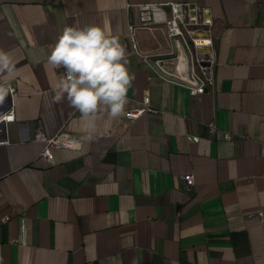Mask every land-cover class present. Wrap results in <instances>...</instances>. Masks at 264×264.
Instances as JSON below:
<instances>
[{"label":"crops","instance_id":"1","mask_svg":"<svg viewBox=\"0 0 264 264\" xmlns=\"http://www.w3.org/2000/svg\"><path fill=\"white\" fill-rule=\"evenodd\" d=\"M145 3L209 13L215 81L200 98L158 62L164 25L136 29L133 52ZM89 24L126 46L125 111L145 95L159 109L102 121L91 140L78 111L53 103L62 73L47 63L66 26ZM0 50L15 62L0 102L15 114L0 131V264H264V0H0ZM38 133L79 142L51 147L50 163Z\"/></svg>","mask_w":264,"mask_h":264},{"label":"clouds","instance_id":"2","mask_svg":"<svg viewBox=\"0 0 264 264\" xmlns=\"http://www.w3.org/2000/svg\"><path fill=\"white\" fill-rule=\"evenodd\" d=\"M126 46L120 38L96 24L66 26L57 38L47 63L63 68L52 87L53 103L65 100L78 111L91 140L102 121L125 116L128 91L135 79L129 71ZM13 57L0 50V102L8 95L14 76Z\"/></svg>","mask_w":264,"mask_h":264},{"label":"built area","instance_id":"3","mask_svg":"<svg viewBox=\"0 0 264 264\" xmlns=\"http://www.w3.org/2000/svg\"><path fill=\"white\" fill-rule=\"evenodd\" d=\"M139 11V23L137 26L129 25V39L134 53H139L135 30L149 28L162 24L171 45V50L166 59L158 60L160 63L170 65V72L187 87L193 95L200 98L209 87L214 85V68L216 64L214 43L212 38L213 24L205 18V10L191 3H145L136 5ZM168 8V11L165 9ZM204 36H194L196 34ZM62 75L64 69L61 68ZM124 120L131 122L144 114H159V109L152 105L150 97L145 95L140 105L129 109ZM15 120L13 107L0 115V126ZM210 133H215L217 127L214 123L207 125ZM3 127H0V131ZM36 140L44 142L41 155L50 163L53 158L51 147L75 148L78 140L72 139L66 134L46 139L40 133L36 134ZM191 142H198L199 137L188 136ZM182 180L187 187L194 184V176L184 175Z\"/></svg>","mask_w":264,"mask_h":264},{"label":"water","instance_id":"4","mask_svg":"<svg viewBox=\"0 0 264 264\" xmlns=\"http://www.w3.org/2000/svg\"><path fill=\"white\" fill-rule=\"evenodd\" d=\"M205 18H206V19H210L209 13H208L207 11L205 12ZM194 36H196V37H197V36H204V35H203V34H200V33H198V34H196V35H194ZM0 127H3V124H2Z\"/></svg>","mask_w":264,"mask_h":264}]
</instances>
